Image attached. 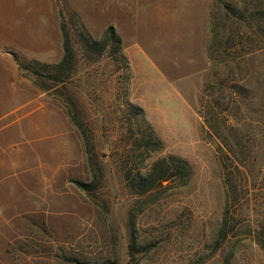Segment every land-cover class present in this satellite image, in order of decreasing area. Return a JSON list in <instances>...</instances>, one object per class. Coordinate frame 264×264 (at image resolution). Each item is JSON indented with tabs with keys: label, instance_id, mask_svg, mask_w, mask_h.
<instances>
[{
	"label": "rangeland",
	"instance_id": "obj_1",
	"mask_svg": "<svg viewBox=\"0 0 264 264\" xmlns=\"http://www.w3.org/2000/svg\"><path fill=\"white\" fill-rule=\"evenodd\" d=\"M260 4L0 0V264H264ZM61 15L76 63L69 80L48 91L49 82L20 64L42 74L60 63ZM80 24L97 40L113 26L128 68L107 53L89 59L74 38ZM236 28L244 45L233 49ZM235 82L250 83L249 99L256 97L247 113L232 109ZM66 105L103 164L93 193L80 185L92 173ZM145 139L158 143L138 149ZM170 156L187 163L188 181L144 196L128 188V173ZM225 217L230 233L220 243Z\"/></svg>",
	"mask_w": 264,
	"mask_h": 264
},
{
	"label": "trees",
	"instance_id": "obj_2",
	"mask_svg": "<svg viewBox=\"0 0 264 264\" xmlns=\"http://www.w3.org/2000/svg\"><path fill=\"white\" fill-rule=\"evenodd\" d=\"M259 3H261V8L260 10L257 9V11L264 13V0H259ZM227 9H230V12L234 14V17L230 18L232 24L235 26L237 24H240V22L242 21V15H239L234 7L228 5ZM61 17L63 20L61 24L63 58L60 63L52 68L45 65L44 67L47 70V73L42 74L39 71H35V69H33L29 65L20 64L21 69L32 72L33 74L40 76L41 79L43 78L45 79V81L49 82L50 85H45L43 87L45 90L48 91L53 89H55L56 91L59 90L58 85H64L69 80L70 76L72 75V72L74 71L76 63V51L74 48L75 41L73 40L71 32L68 28L65 16L61 15ZM236 30L237 33L235 39H233V47H231L233 49L244 45L243 35L239 32L237 28ZM74 35L76 42L81 46L82 51L87 55V57H89V59H97L100 58L104 53H107L111 59L121 61L125 65V67L128 68L127 59L123 54V42L113 26H110L108 29H106L103 33V36L99 40L94 39L82 24H80V26L75 29ZM262 37H264V29ZM260 42H262V44L264 45V38L262 39V41L260 40ZM258 51L264 52V47L258 49ZM256 52V50H252V52L250 53L252 54L251 56H255L257 54ZM231 88L232 89L229 93V100H231V106H233L232 109H236L237 112L240 109H243L246 113L252 110V105L256 97L254 96L249 99L250 83L245 82L240 85V83L235 82L232 84ZM260 90L262 93H264V87H261ZM212 92H214V88L208 86L206 89V93L210 96ZM217 92L222 95L223 89H219L217 90ZM229 94L227 96H229ZM66 107L73 123L78 128L79 132L83 137L85 144V152L87 154L89 167L92 173L91 183L80 185L82 188H85L87 192L93 193L101 188L103 180V164L101 163V160L98 154L96 153V149L93 144V135H90L89 131L84 128V124L82 123L81 119L76 117L74 112H71L68 105H66ZM134 110L138 114H142L141 109L135 108ZM228 116L234 118L235 121L238 120L236 115L229 114ZM224 121H228V117H224ZM241 122L238 123L240 124L239 126H241ZM209 127L211 128V130H213L217 137L220 136L218 135V130H214V127L211 124L209 125ZM234 128L237 129V126H235ZM157 143L158 142L152 143V141H147L145 139V141H141V143L138 144L137 147H139L138 149H140L145 146L148 149L150 146H156ZM228 148L231 153L235 154L232 146H229ZM246 173L247 176L252 173L251 167L247 169ZM188 179H190V169L187 163L173 156L161 158L157 161L152 162L146 167H140L137 173L134 174L132 177H130V173L126 175L128 188L133 192H137L139 196H144L159 185L160 187H162L164 183H175L179 180L188 181ZM228 214L230 215L229 211L226 212L225 216H228ZM130 221L132 222L131 226L133 227L134 225L132 224H134V220L131 219ZM229 224L230 220L226 219L225 217L219 231L220 243H224L228 239L230 231L227 228H229ZM133 240L134 239H132V241ZM135 245L136 242L133 241L131 251L132 249H134Z\"/></svg>",
	"mask_w": 264,
	"mask_h": 264
}]
</instances>
